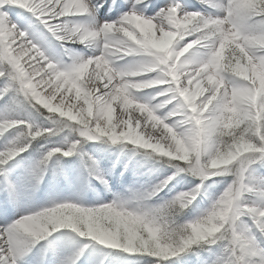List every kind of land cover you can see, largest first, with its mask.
Masks as SVG:
<instances>
[{
	"label": "snow or ice",
	"instance_id": "snow-or-ice-1",
	"mask_svg": "<svg viewBox=\"0 0 264 264\" xmlns=\"http://www.w3.org/2000/svg\"><path fill=\"white\" fill-rule=\"evenodd\" d=\"M197 3L214 11L187 10L180 0L163 5L156 0H0V99L12 94L37 112L47 110L58 129L83 141L106 138L166 158L176 173L145 199L157 196L180 172L198 177L201 184L233 177L206 213L179 227L168 217L188 209L201 184L156 209L64 202L22 215L0 227V264H17L32 246L60 229L130 256L153 258L148 264H167L193 249L195 264H264V178H253L250 185L245 176L264 167V0ZM102 9L122 15L95 28L68 26L69 18H94ZM145 9L153 14L145 15ZM25 12L61 44H95L100 53L61 70L12 22L23 23ZM193 50L203 56L190 62L185 57ZM128 56H143L147 62L132 71L114 70L111 58ZM45 88L51 92L42 94ZM151 88L159 89L152 97L160 101L157 108L173 105L167 115L157 116L133 99L134 91ZM73 92L81 104L66 103L65 93ZM172 119L175 124L166 123ZM12 130H18L16 138L0 148V212L5 216L16 195L6 166L28 151L31 141L56 133L51 127L34 129L23 119H0V137ZM21 138L28 142L18 143ZM80 143L52 146L40 164L54 156L71 157ZM31 178L39 184L42 171H33ZM252 196L262 203L250 204ZM218 241L222 253L211 248ZM82 252L61 264H76ZM202 252L211 255L201 257Z\"/></svg>",
	"mask_w": 264,
	"mask_h": 264
},
{
	"label": "rangeland",
	"instance_id": "rangeland-1",
	"mask_svg": "<svg viewBox=\"0 0 264 264\" xmlns=\"http://www.w3.org/2000/svg\"><path fill=\"white\" fill-rule=\"evenodd\" d=\"M180 2L189 5L191 10L207 11L208 13L214 11L211 8L198 4L197 0H180ZM213 2H216V0H213ZM97 22V24L102 23L101 21ZM43 28L41 27L40 33L35 35L37 41L33 43L37 44L41 51L60 69L61 67L63 69L70 67L73 63H76L73 57L68 54L69 50H66L64 47L62 49L63 45H58L55 38L45 32ZM193 52L198 53L196 50H193ZM134 64H138V62ZM124 69L130 70V67H124ZM2 83L0 81V87H2ZM154 95L155 93L153 92L149 94L133 92L132 97L135 101L147 105L148 98H152ZM66 97L69 98L67 100L71 103H82V101L74 100V92L70 94L66 93ZM156 105L157 103L152 104L153 107H156ZM44 111L40 110V112H43V115H41L40 112L30 107L23 98H15L12 94L0 99V119L8 117L19 118L26 120L34 129L50 127L56 129V133L51 136L31 141L28 151L22 153L14 161H10L9 165L6 166L8 179L16 188L15 198L20 205L15 208L19 210L16 212L12 211L13 213L10 212L8 220L0 222V227H6L7 224L14 222L22 215L31 214L45 207L64 202L76 203L83 207H98L104 204L117 203L124 204L130 209L136 207L156 209L167 204L177 194L188 192L196 185L201 184V180L198 177L187 172H180L174 176V179L157 196L145 199L144 197L155 187V183L159 185L162 180L176 173V169L170 166L166 158L156 156L155 154L149 155L143 150H138L128 144L113 145L106 138L95 141H83L76 133L70 132L68 129H58L54 119L48 116L47 110ZM156 112L157 116L163 117L167 115L169 110L164 112L156 110ZM64 118L66 119V117ZM113 121H115L114 116ZM172 124H175V122H172ZM17 133L18 130H12V132L6 134V138L0 137V148L4 147L9 141L14 140ZM76 140H80L81 143L71 157L54 156L45 164H40L49 148L52 146L66 148ZM17 142L26 143L28 141L26 138H21ZM104 149L109 152L111 151L110 153L113 156L119 151L121 156L126 155L129 157V155L134 154L133 156L135 157L141 155L144 156V159L147 157L151 161V168L156 173L155 182L153 184L142 182V184L145 183L146 185H143L140 192H133V194L126 195L125 198L121 195L110 196L108 191H102L101 188H98V185V187H93L94 179L99 183L104 180L101 176L103 174L99 172L97 157H95L97 152H103ZM253 167L255 168V166ZM263 168H255L254 171L250 169L245 173L250 185L254 184L255 180L253 178H264V176L258 173ZM37 170L42 171V179L39 184H35L31 178L33 171ZM61 176L65 179L64 185L60 182ZM232 179V176H228L211 178L204 181L201 184V193L197 196L196 201L179 215L169 216V222L173 227H179L200 218ZM221 180L224 181L223 184L220 183ZM51 185H56L59 189L64 187V192L59 190V194H52L50 191ZM44 187L46 190H44ZM87 188H89L90 195ZM1 198H4L3 193H0ZM135 200L139 201L135 202ZM257 201L260 200L252 196L248 202L254 205ZM246 223L249 226L251 225L250 220H247ZM238 231H243V229H238ZM222 243L218 241L217 244L211 245V248L219 249L222 253ZM81 249H83V252L76 261V264H136L137 260L148 264V262L153 260L151 257L130 256L120 250L106 248L86 237H80L68 229H60L49 235L46 240L32 246L24 256L18 259L17 264H61V261L73 256ZM194 252V249L190 250L168 261L167 264H188V262L195 264L198 257L194 255ZM210 255L209 252L200 253L201 257H209ZM211 259H216V256H212ZM204 264H211V260H205Z\"/></svg>",
	"mask_w": 264,
	"mask_h": 264
},
{
	"label": "bare ground",
	"instance_id": "bare-ground-1",
	"mask_svg": "<svg viewBox=\"0 0 264 264\" xmlns=\"http://www.w3.org/2000/svg\"><path fill=\"white\" fill-rule=\"evenodd\" d=\"M109 0H107L108 2ZM167 0H165L164 2H162L161 5H163L164 3H166ZM184 4V3H183ZM185 5V4H184ZM186 9L187 10H191L190 9V6L189 5H185ZM115 10V9H113ZM121 12H119L118 16H106L105 18H110L112 20H115V19H118L120 15H122V13L120 14ZM144 14L145 15H152L153 13L151 12H148L146 9L144 10ZM24 17L26 18L25 21L23 23H19L17 22L16 20H12L13 23H16L17 24V27L22 30V31H25L27 33V38L32 40V42H36L37 39L35 37L36 33L39 32L41 29H40V25H38L37 23L35 22H38L35 20L34 17H30L29 15H26L25 13H23ZM11 19V17H10ZM71 19V18H69ZM105 20H102V23L104 22ZM28 24H29V27H28ZM73 25H77V26H80L78 23H73V20L72 21H68V26H73ZM82 27H89V28H93L92 25H82ZM56 40V39H55ZM57 41V40H56ZM57 44L59 45H63L62 46V49H68V54L73 57L74 61L75 62H78L80 60H83V59H86L92 55H98L101 51V48L98 47L97 45L93 44V45H83V44H79V43H63L61 44V42L57 41ZM64 47V48H63ZM201 55V56H200ZM203 56V53H194V52H190L189 54L186 55L185 59L186 60H189L190 62H195L197 59H200L202 58ZM111 62H112V67L114 68V70L116 71H120V72H127V71H132V70H136L138 67H140L141 65L145 64L147 62V58L146 57H143V56H128V57H123V58H120V57H112L111 58ZM138 62V64H134ZM129 65V66H128ZM124 67H130V70H126L124 69ZM60 68V67H59ZM61 70H63V68L61 67ZM151 76H155V73L153 74H150ZM85 76H87V73H85ZM159 89L158 88H151V89H146V91H142L143 94H149V93H155L158 91ZM41 92L42 94L44 92H51V89L50 88H45V89H41ZM70 94V93H68ZM133 94V93H132ZM66 95V93H65ZM59 99L60 97L57 96V98L55 100L52 101L53 105H57L59 103ZM136 102H139V101H136ZM160 101L159 100H154L152 98H148V101H147V105L152 108V104H155V103H159ZM66 103H71L70 101H68L66 99ZM139 103H142V102H139ZM79 105V104H77ZM151 105V106H150ZM173 105H168L167 107L165 108H157V107H153L154 109V114H157L156 110H159L160 112H164V111H167V110H170L172 109ZM116 113L114 112L113 113V116L115 117L116 119ZM172 122H176L175 119H172V120H168L166 121V123H169V124H172ZM126 130V129H124ZM127 131V130H126ZM122 158L125 160V165H122L121 164H118L117 161H119L118 157L115 156L113 158L114 160V166L112 167V169L110 170L112 172L113 175H122L123 177H127L129 176V174L131 173V175H133V177H135L138 173H139V169H140V172H143V170L146 168L147 164L141 162L139 159L135 158L134 156L133 157H128L126 155L122 156ZM136 162H138V166L135 164ZM139 168V169H138ZM151 171V169H150ZM259 173V172H258ZM260 173L264 175V170L261 171L260 170ZM151 174V173H150ZM109 179H106V181H108ZM138 180H140L139 178L136 179V183L138 182ZM133 181H130L129 183H132ZM255 183V181H254ZM92 186H96L95 184H92ZM258 204V203H257Z\"/></svg>",
	"mask_w": 264,
	"mask_h": 264
}]
</instances>
